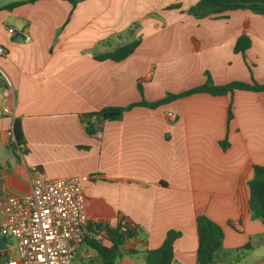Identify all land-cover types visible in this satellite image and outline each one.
Segmentation results:
<instances>
[{
	"label": "crops",
	"instance_id": "0c3cea01",
	"mask_svg": "<svg viewBox=\"0 0 264 264\" xmlns=\"http://www.w3.org/2000/svg\"><path fill=\"white\" fill-rule=\"evenodd\" d=\"M12 1L18 0H0L6 81L0 87V201L27 193L30 167L37 166L48 178H80L92 230L93 224L135 226L113 264H147L144 252L159 247L169 230L180 233L171 264H197V215L223 230L214 264H264V225L247 206L252 166L264 165V91L136 105L119 119L100 121L94 134L82 122L105 107L152 102L199 85L205 71L215 84L251 78L264 84V15L245 9L195 18L186 10L198 0H80L74 7L39 0L3 8ZM242 33L250 46L234 53ZM136 40L123 60H96ZM15 118L21 148L7 136ZM87 238L111 245L104 229L88 231ZM4 239L0 264L14 256ZM72 264L105 261L85 240Z\"/></svg>",
	"mask_w": 264,
	"mask_h": 264
},
{
	"label": "trees",
	"instance_id": "16d2710c",
	"mask_svg": "<svg viewBox=\"0 0 264 264\" xmlns=\"http://www.w3.org/2000/svg\"><path fill=\"white\" fill-rule=\"evenodd\" d=\"M39 0H18L12 1L5 5L3 8L12 9L25 3H34ZM71 5H74L80 0H67ZM178 7V4H175ZM249 10L255 14L264 15V0H198L190 5L186 12L195 18L203 17H225V13L234 10ZM139 41H133L129 44L118 47L112 52L104 53L96 56V60H111L121 61L130 55L137 47ZM250 46V39L245 34L239 35L233 45V52L244 54L246 49ZM205 80L203 83L190 87L179 93H166L164 97L148 102L142 99L139 102L129 104L125 107H105L98 112H91L83 115L82 122L85 125V131L88 134H94L97 124L102 120L119 119L125 110H128L136 105L157 107L170 100L178 99L181 97L189 96L196 93H208L211 95H225L232 93L234 90H247V91H264V84L257 83L253 78L249 82L246 81H230L225 84H215L210 74L205 71ZM0 87H6V81L0 73ZM138 91L141 93L142 88L138 85ZM100 114V118L95 119L96 115ZM230 118V113L228 119ZM12 132L14 142L11 146H18L21 148L24 144L21 122L15 118L12 124ZM224 146V142L221 143ZM24 152L25 150L22 149ZM248 198L247 206L248 211L254 217L259 219L264 225V165H253L252 176L247 182ZM94 230L90 226H86L87 234L85 240L95 248L100 257L105 261V264H113V261L122 256L119 252L125 239L132 238L136 235V228L128 223L118 222L114 228L102 226L101 224H93ZM195 228L197 234V247H196V261L197 264H214L215 254L221 250L223 240V230L219 224L211 220L205 215H197L195 218ZM104 229L107 233L108 239L111 241L109 247H104L97 242H92L88 239V231H96ZM180 233L174 230H169L166 233L161 245L155 249L147 250L144 252V260L147 264H171L173 260V243ZM136 252L128 250L127 254L132 255Z\"/></svg>",
	"mask_w": 264,
	"mask_h": 264
},
{
	"label": "built area",
	"instance_id": "2783aa9c",
	"mask_svg": "<svg viewBox=\"0 0 264 264\" xmlns=\"http://www.w3.org/2000/svg\"><path fill=\"white\" fill-rule=\"evenodd\" d=\"M8 31L14 32L13 28ZM4 53L0 46V54ZM7 136L13 138L12 130ZM30 172L27 193L0 201V235L9 240L14 252L6 264H72L87 234L81 180L77 176L48 178L37 166H31Z\"/></svg>",
	"mask_w": 264,
	"mask_h": 264
},
{
	"label": "water",
	"instance_id": "95a60500",
	"mask_svg": "<svg viewBox=\"0 0 264 264\" xmlns=\"http://www.w3.org/2000/svg\"><path fill=\"white\" fill-rule=\"evenodd\" d=\"M14 39H17V38L14 37ZM97 117H100V114H97ZM4 247H5V239H4V237H0V251L3 250Z\"/></svg>",
	"mask_w": 264,
	"mask_h": 264
}]
</instances>
